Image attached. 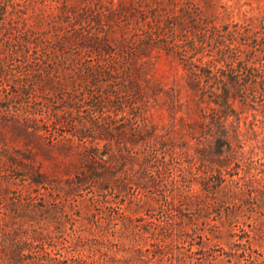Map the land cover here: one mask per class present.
Instances as JSON below:
<instances>
[{"label": "trees", "instance_id": "obj_1", "mask_svg": "<svg viewBox=\"0 0 264 264\" xmlns=\"http://www.w3.org/2000/svg\"><path fill=\"white\" fill-rule=\"evenodd\" d=\"M129 10L74 11L62 36L28 29L4 40L0 264L61 263L49 249L66 222V206L56 200L79 188L91 194L81 205L75 264H195L190 252L176 248L197 231L199 264H264V36H253L246 59L228 72L220 63L236 51L216 40L218 56L201 63L192 54L213 34L196 22L183 26L192 54L184 74L167 85L152 70L162 52L170 65L181 55L177 32L148 22L140 37ZM114 28L118 38L109 36ZM66 45L74 46L70 55L60 51ZM8 58L15 67L5 64ZM249 110L251 118L243 115ZM4 127L50 148H81L80 171L51 176L31 150L8 145ZM156 208L161 218L149 213ZM221 240L229 247L226 262L207 253ZM234 245L248 250L246 263Z\"/></svg>", "mask_w": 264, "mask_h": 264}, {"label": "rangeland", "instance_id": "obj_2", "mask_svg": "<svg viewBox=\"0 0 264 264\" xmlns=\"http://www.w3.org/2000/svg\"><path fill=\"white\" fill-rule=\"evenodd\" d=\"M120 7L132 9L129 11H132L133 15L129 17L128 22L132 27H138L136 31L140 37L147 36L148 22L165 26L166 33L170 32L172 26L177 32L176 37H171H175L173 41L178 44L177 46L183 56L176 54L174 60L170 58L169 60L173 62V65H170L166 55L162 52L161 58L152 70L153 76L162 84L169 85L176 77L175 75L184 74L185 67H187L185 60L192 54V51L188 50L189 40L186 38L187 36L183 35L184 31L182 32L181 29L183 26L196 22L200 24L203 31L208 33L207 37L213 34V39L210 42L207 41L199 52H195L196 55L195 53L192 54L197 61V58L201 57V63L218 56L220 49L216 45V40L223 41L221 48L224 51L230 53L236 51V53H233L235 56L228 57V54L220 63L223 69L228 70V72L239 60L246 59L245 49L248 47L249 50L250 45L248 44L255 43L253 36H264V0H0V52L1 54L6 52L5 49L3 50V42L8 38V33L14 34L28 29L38 32L46 29L49 30V37H58L71 28L74 11L83 13L87 8H91L106 15L108 9H118ZM103 19L105 20V18ZM138 22L140 25H138ZM114 24L116 23L113 21L112 26H115ZM59 26L64 27L59 30ZM81 26L84 30L89 28L86 23H81ZM90 27L93 26L90 25ZM92 29H96L95 24ZM92 29L89 28V30ZM131 31H134V29ZM243 35L250 36L248 41L244 42ZM109 36L118 38L121 36V30L114 28ZM73 48V45H66L60 51L70 55ZM186 49L187 51H184ZM91 56L94 58L95 55L92 54ZM16 63L15 60L10 58L6 59L5 62L8 67H15ZM239 103L236 101L235 107L237 109ZM251 103L258 105L259 102L254 101ZM252 112L255 111L249 110L243 115H248V118H251ZM154 119L158 120L156 115ZM240 125L244 128L243 122ZM65 131L67 132L65 135L69 134L67 127ZM1 135L4 136L9 146L31 150L36 158L41 161L43 169L53 177L66 179L75 175L81 169V148L67 149V147L62 146L50 148L43 142L36 140V138L20 134L12 127L2 128ZM58 138H61V136H58ZM248 148L249 145L244 146L245 150H248ZM221 149L225 151L226 147L223 146ZM240 176H243L242 171H240ZM185 190L190 191L188 188H185ZM89 194H91L90 189L87 188L81 192V188H79L68 199L63 197L56 200L59 204L64 202L67 213L66 222L59 234L60 237L58 236L56 243L49 246L54 259L61 260L59 264H75L77 258L81 255V246L74 242L79 240L78 234L81 236V205L83 198L89 196ZM10 196L14 198L16 195L11 193ZM69 204L72 205V208H69ZM122 204L124 203L121 201L117 205L122 206ZM149 213L153 217L161 218L162 216L160 208L151 210ZM82 221L87 224L86 220L82 219ZM198 223L201 225L200 221ZM199 232L197 231L191 237L186 238V241H182L183 243H180L179 247L176 248L178 252H190L195 264H199L203 257L201 251L198 250ZM58 233L56 234L58 235ZM182 238L185 237L182 236ZM232 248L240 252L242 262L246 263L249 260L248 250H242L240 245H234ZM207 249V253L218 255L225 262L229 260L230 256L227 253L229 247L225 244V241H214Z\"/></svg>", "mask_w": 264, "mask_h": 264}]
</instances>
